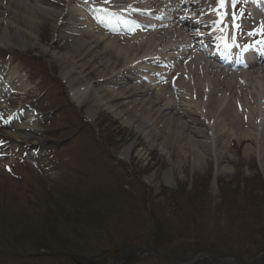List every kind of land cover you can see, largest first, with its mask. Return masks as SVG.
I'll return each mask as SVG.
<instances>
[{"label": "rangeland", "instance_id": "rangeland-1", "mask_svg": "<svg viewBox=\"0 0 264 264\" xmlns=\"http://www.w3.org/2000/svg\"><path fill=\"white\" fill-rule=\"evenodd\" d=\"M25 12L0 11V50L7 40L14 46L0 52V61H11L36 88L27 96L41 116L35 133L18 141L0 137V260H6L0 264H120L116 254L128 245L154 254L129 264H190L199 255L216 264H253L264 255L262 160L229 143L233 163L218 170L216 161H185L169 143L150 142L143 129L103 103L75 114L68 82L60 77L62 60L41 50L61 54L52 20L44 25L42 16L33 28ZM84 79L82 85L93 84ZM8 121L11 116L2 123ZM4 124L2 135L9 133ZM29 141L39 143L41 168L23 159ZM91 142L99 148L93 159L87 157Z\"/></svg>", "mask_w": 264, "mask_h": 264}, {"label": "bare ground", "instance_id": "bare-ground-1", "mask_svg": "<svg viewBox=\"0 0 264 264\" xmlns=\"http://www.w3.org/2000/svg\"><path fill=\"white\" fill-rule=\"evenodd\" d=\"M127 3L133 7L145 3L148 17L155 14L161 17L164 11L172 12L174 17L165 33L158 31L142 35L134 32L128 35L124 32L126 26L131 31L147 28L128 23L132 21L128 15L114 10ZM182 4L184 6L181 7ZM70 5L74 6L70 8ZM216 7L215 0H0V11L4 14L17 17L19 13L16 12L20 8L24 12L27 10L26 19L33 28L40 25L42 16L44 25L49 19L56 21L52 35L54 41L57 39L54 47L61 54L55 56L45 52L46 49L41 50L49 59L62 60L58 63L63 68L60 77L68 82L72 100L78 106L92 103L98 108L106 105L120 111L129 119L132 128L146 132L150 142L152 139L161 141L163 146L169 143V148L173 146L170 148L173 154H178L185 161H216L220 170L224 163H233L228 148L230 143L231 148H237L235 144L243 145L249 159H261L264 163V56L258 55L254 63L238 68L237 73H230L208 64L200 56L203 53L195 43L199 38L189 33L197 28L208 30L205 31L206 40H202L206 45L214 42L216 33H220L216 38L226 39V32L229 36L236 35L241 42H247L249 38L260 39L264 46V34H261L264 27L252 28L257 22L240 8L236 14L240 19L236 22L239 30L232 27L233 20L229 22L227 19L221 31L218 18L212 14ZM252 7L256 12L254 16L264 23V9ZM87 15L98 21L85 22ZM58 24L60 26L57 27ZM215 25L212 33L209 32V28ZM197 35L200 37L199 33ZM9 41L2 43L3 50L14 47ZM171 42L173 47L169 48ZM62 43H66L65 53L60 50L65 49L61 47ZM168 51L173 53V63L169 65L173 69L155 68V65H167L162 58L145 59L150 53L158 52L164 58ZM209 57L216 59L213 55ZM72 59L74 62H70ZM139 67H144L147 72L143 74L146 81L141 74L134 78L128 75L139 74ZM84 77L91 78L93 84L82 85ZM3 78L6 89L11 90L14 89L12 82L19 85L26 81L15 70L8 71ZM80 85L84 90L77 88ZM16 115L21 117L20 112ZM33 123L34 119L26 125H15V130L6 138L18 139L21 137L19 133L36 131L37 125ZM80 147L75 144L79 156L83 154ZM87 150H90L87 157L93 159L91 144ZM129 151L127 149V153Z\"/></svg>", "mask_w": 264, "mask_h": 264}, {"label": "snow or ice", "instance_id": "snow-or-ice-1", "mask_svg": "<svg viewBox=\"0 0 264 264\" xmlns=\"http://www.w3.org/2000/svg\"><path fill=\"white\" fill-rule=\"evenodd\" d=\"M236 2L237 0H231V6L234 7ZM215 3L217 4V7L213 10L212 14L218 18V21L222 26L219 30L223 31L224 30L223 25L225 24L229 16V12H228L229 0H215ZM231 15L233 20L232 27H235L239 30V24L236 23L239 17H237L235 13H231Z\"/></svg>", "mask_w": 264, "mask_h": 264}, {"label": "water", "instance_id": "water-1", "mask_svg": "<svg viewBox=\"0 0 264 264\" xmlns=\"http://www.w3.org/2000/svg\"><path fill=\"white\" fill-rule=\"evenodd\" d=\"M132 251V250H136V251H142L141 249H138V248H136V249H125V250H123L121 253H120V256L122 257L124 254H126V253H128L129 251ZM200 260H203V258H199ZM264 260V255H262L261 257H259L256 261H254L253 262V264H260V262L261 261H263ZM208 264H213L212 262H210V261H208L207 262Z\"/></svg>", "mask_w": 264, "mask_h": 264}, {"label": "trees", "instance_id": "trees-1", "mask_svg": "<svg viewBox=\"0 0 264 264\" xmlns=\"http://www.w3.org/2000/svg\"><path fill=\"white\" fill-rule=\"evenodd\" d=\"M0 263H4V262L1 261Z\"/></svg>", "mask_w": 264, "mask_h": 264}]
</instances>
